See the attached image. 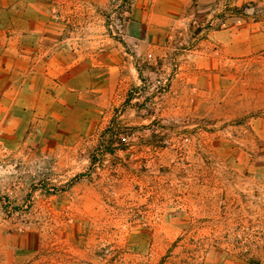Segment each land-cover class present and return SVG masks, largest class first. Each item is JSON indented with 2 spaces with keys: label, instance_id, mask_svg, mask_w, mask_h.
I'll return each mask as SVG.
<instances>
[{
  "label": "rangeland",
  "instance_id": "374dc122",
  "mask_svg": "<svg viewBox=\"0 0 264 264\" xmlns=\"http://www.w3.org/2000/svg\"><path fill=\"white\" fill-rule=\"evenodd\" d=\"M16 49L0 264H264V0H0Z\"/></svg>",
  "mask_w": 264,
  "mask_h": 264
},
{
  "label": "crops",
  "instance_id": "0c3cea01",
  "mask_svg": "<svg viewBox=\"0 0 264 264\" xmlns=\"http://www.w3.org/2000/svg\"><path fill=\"white\" fill-rule=\"evenodd\" d=\"M37 66V65H36ZM31 70V73L36 77L33 81L36 85H33V92L28 93L27 90H24L21 98H25L26 100L30 101L31 104H34L36 100L38 99V94L40 92V85H42V100L44 97L48 96L49 94L47 91H45V84L50 83L49 75L51 74V68L49 63L45 64L43 63V66L34 68V65L31 63V58L28 56L20 55L18 50L11 51L10 53H1L0 54V75L7 77L12 76L14 77V80L18 82L19 75L27 71ZM6 93V98H9L14 96V100L17 101V103L20 101L21 98H19V88L16 87V89H11V94L9 95V92L5 90L4 86L1 87ZM45 95V96H44ZM34 102V103H33ZM18 105V104H16ZM7 107V106H6Z\"/></svg>",
  "mask_w": 264,
  "mask_h": 264
}]
</instances>
